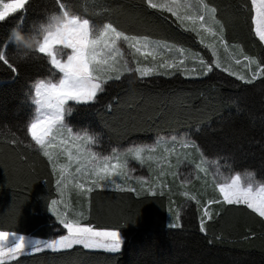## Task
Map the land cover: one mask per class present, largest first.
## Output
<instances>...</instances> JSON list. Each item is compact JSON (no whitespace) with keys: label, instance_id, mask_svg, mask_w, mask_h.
Listing matches in <instances>:
<instances>
[{"label":"trees","instance_id":"16d2710c","mask_svg":"<svg viewBox=\"0 0 264 264\" xmlns=\"http://www.w3.org/2000/svg\"><path fill=\"white\" fill-rule=\"evenodd\" d=\"M68 2L97 25L112 19L133 34L150 35L211 59L195 33L179 27L170 14L165 19L147 9L142 0ZM203 2L227 24L225 43H237L244 54L264 60V45L251 20V0ZM53 5L54 0H30L26 12L0 22V48L7 40L8 54L16 53V45L8 40L13 29L35 35ZM47 62L42 54L30 55L18 75L0 64V229L42 239L64 234L48 209L57 198L50 162L26 133L33 111L32 84L52 77ZM110 104L113 107H107ZM71 106L67 123L78 132L97 134L93 147L101 156L113 149L151 144L161 135L189 133L204 157L219 164L224 174L251 173L264 184V78L246 84L220 69L197 78L175 73L142 82L127 77L111 84L98 103ZM188 151L199 156L192 148ZM164 193L142 199L135 192L98 189L90 205L82 195L76 196L71 204L87 209V222L119 226L125 238L121 252L74 246L58 253L23 254L19 264H264V222L246 206H212L213 213L223 214L214 215L207 232L201 233L192 202L182 208V227L168 226L171 204L181 206L183 200L175 186ZM253 232L255 238L246 239Z\"/></svg>","mask_w":264,"mask_h":264},{"label":"snow or ice","instance_id":"6c2138e0","mask_svg":"<svg viewBox=\"0 0 264 264\" xmlns=\"http://www.w3.org/2000/svg\"><path fill=\"white\" fill-rule=\"evenodd\" d=\"M143 5L159 13L165 19L174 18V23L199 37L201 45L212 49V57L205 61L200 58L201 67L189 68L188 57L184 49L177 51L181 59H166L164 51L173 49L166 41L153 39L150 35L133 34L119 23L107 19L100 25L78 12L68 0H54L53 11L46 22L39 25L35 35L25 34L20 29H13V35L8 38L16 45L17 52L12 56L5 48H0V64L15 75L19 74L20 64L30 55L35 57L43 54L50 62V71L58 75V79H39L35 87V103L39 105L38 115L26 125V133L39 146L43 156L52 164L53 174L59 173L56 179L57 191L63 196L65 188L74 182L75 188L87 199L90 205L91 195L95 190L109 187L124 192H135L142 199L155 198L157 189L164 195V189L171 192L167 183L168 176L179 179L182 188L181 195L194 201L198 211L199 230L207 232V222L212 221L214 215L212 206H246L252 213L257 214L264 222V185L254 186V180H243L240 174L232 175L230 179H217L212 176V186L218 190L221 199H204L200 194L187 190L192 179L200 180L203 173L204 183H208L209 170L205 167L203 151L189 133H183L179 142L183 149L192 148L193 153H199L201 159L185 153L181 158L177 156L176 165L171 164L173 150L165 148L160 155H156V148L148 145H134L123 151L112 150L111 156H101L93 150L97 143V134L85 131L83 134L74 133L65 121V114L71 113L75 105L92 106L99 102L100 97L108 87L127 77H135L139 81L150 80L155 76H171L179 72L186 77L193 74L197 77L207 76L214 69L222 67L217 56V45L227 48L225 43V29L227 24L217 19V10L210 4L204 3L197 7L194 14H185L188 10L180 0H142ZM30 0H0V22H5L16 13H24ZM114 11V10H110ZM251 20L254 25L255 36L264 42V0H251ZM166 14H170V17ZM202 33L213 36L216 43L205 44ZM123 46H126L123 47ZM70 50V51H69ZM152 58L148 63L147 58ZM143 58V59H142ZM241 64L240 59L235 65ZM255 65V70H253ZM244 69L250 75L223 67V72L252 84L257 78H264V60L244 57ZM71 102V103H70ZM111 108L113 105H108ZM171 143H177V137L171 136ZM20 143L19 141H14ZM65 155L68 163L59 164L58 157ZM130 161H136L141 166H147L149 172L155 171L152 180L145 176H137L138 186H133L131 173L135 171ZM215 163V162H214ZM75 164V173L70 172V165ZM193 167L192 176H185L179 171L182 165ZM158 166V167H154ZM176 168V171H171ZM252 176L251 173L248 174ZM63 200L52 199L48 204L49 211L55 216L60 232L51 239H30L15 231L0 229V264H19V257L27 252L41 253L50 250L53 253L74 250V246L83 249H104L109 253H119L125 243L119 226L100 227L87 222L84 212L80 211L71 216L66 210L61 211L59 205ZM67 205H65V209ZM172 211V208H169ZM179 210L175 212L170 228L182 227ZM253 232L251 237L255 238Z\"/></svg>","mask_w":264,"mask_h":264},{"label":"rangeland","instance_id":"374dc122","mask_svg":"<svg viewBox=\"0 0 264 264\" xmlns=\"http://www.w3.org/2000/svg\"><path fill=\"white\" fill-rule=\"evenodd\" d=\"M180 2L185 6V9L188 10L185 14H194L196 12V10H197V7L201 4V1L200 0H180ZM202 35H204V37H205V44H208V43H216L215 38L213 36H211L210 34L202 33ZM159 41H161V40H159ZM167 44L172 47L173 51L172 52H168L167 49H165V51H164V58L169 59V60H172V59L179 60V59H181L182 57H181V55L179 54V52L177 50L178 49H181L183 47H180V46H177V45H172V44H169V43H167ZM226 45H227V48L221 47V46L217 45V56L219 57V59L221 61V64H222V67L219 68V69L223 71V67H229L231 70H235V71H238V72H242L245 75H250L249 73H247V70L244 69V66L243 65H244V57L245 56L251 57V56L244 54L242 52L239 44H237V43H226ZM123 47L126 48V46H123ZM183 49H184V55L188 57V64H187V66L189 68H192V67H197V68L198 67H201V65L199 63L200 58H201V55L198 52H196V51H194L192 49H189V48H187V49L186 48H183ZM207 49L209 50L211 59H214L212 57V49H209V48H207ZM251 58L257 60L255 57H251ZM236 59H240L241 60V64L238 65V66L235 65V60ZM47 61H48L47 63L49 65V67L51 68L50 62H49L48 58H47ZM147 62L148 63H151L152 62V58L150 56L147 58ZM253 70H255V65H253ZM175 73H178V74L182 75L179 72H174V74ZM182 76L185 77V78H190V77H186L184 75H182ZM191 77L197 78V76H195L194 74ZM50 78L51 79H54V80L55 79H58V75L54 71H52V77H50ZM47 79H49V78H47ZM35 83H36V81L32 85V98H31V101H32V104H33V111H32V115H31V118H30L29 123L31 122L32 119L35 118L36 115H38L37 109H38L39 105H37L35 103V87H34ZM73 104L74 103H71V105H73ZM71 113H66L65 114V121H66V123H67V119H69V117L71 116ZM67 125H68V127L72 128L68 123H67ZM73 132L74 133H81V134H83L82 132H78V131H76L74 129H73ZM27 135H28L29 140L32 143H34L31 140L30 134H27ZM181 135H178L177 136V135H174V134H165V135L159 136L158 138H160L162 140H166L165 142H170V144H172V146H177L178 145L180 147L181 145H180V142H179V138H180ZM171 136H176L177 137V143H175L176 145L173 144V143H171V141L169 139ZM94 145H96V144H94ZM148 146L155 147L156 150H157L156 151V155H158L157 153L159 151H161V150H164L166 145L163 142H161V141H155V142L152 141L151 144H148ZM130 147H132V146H130ZM93 150H94V147H93ZM123 150L124 149L117 150V151H123ZM94 151H96V150H94ZM185 153L189 154L190 156H194V158L197 161H199L201 159L200 155L199 156H195L194 154L191 153V151H188V149H183L181 147V149H179L178 153L175 154V155H173L170 158L171 164L172 165H176L177 156H180L182 158L185 155ZM112 154L113 153L111 152L110 154L104 155V156H111ZM58 161H59V164H66V163H68L67 157L65 155H60L58 157ZM214 162L215 161H210L207 158L205 160V165L204 166L207 167V169L209 170V173H210V175L208 176V183L207 184L204 183L203 173H201V177L202 178L200 180H196V179L193 178L192 179V184L190 186H186L187 187V190L191 191L194 194H200L201 196H203V198L205 200L206 199H209V198L214 199L215 194L217 195L216 198L221 199V197L219 196L218 190H214L213 189V186H212V176L213 175L216 176L217 179L223 180V179H230L232 175L240 174L241 177H242V179L245 180V181H247L249 179H253L254 182H255L254 183V186L264 185L263 183L257 181L253 177V175L252 176H249L248 175L249 173H233L231 175L230 174H224L221 171L220 165L217 164L216 162L215 163ZM130 164H131V167L135 169V171L133 173H131V176L133 177L131 183H132L133 186H138L137 185V182L135 180V177H137V176H145V177H147V179L149 181H151L152 178H153V176H154V174H156L155 171H153V172L150 173L147 166H141L136 161H130ZM50 165H51V168H52V164H50ZM154 167H158V166H154ZM75 168H76V165L75 164H71L70 165V172L75 173ZM170 170L171 171H176V168H171ZM179 171L182 172L183 175L190 176L191 177L192 176V173H193V167L190 164L182 165L180 167ZM58 176H59V173L58 172L56 174H54L55 182H56V179L58 178ZM69 181L70 182H69L67 188H65V190L63 192V196H61V193L59 191H57V188H56V192H57V198L56 199L57 200H61V199L63 200V203H61L58 207H59V209L61 211H65L66 210L68 213L71 214V216H75V214L77 212H80V211H83L84 212V215H85L86 210H87L85 207L81 208L80 210H77V208H75V206H72L73 204H71V203H74L75 200H77V199H75L76 196L77 197L81 196V191L79 189L75 188L74 182H71V176L69 177ZM167 183L170 184L171 188H174V186H175V188H179V192H180L179 197H181L182 200H183L181 206L174 205L173 203L171 204V207L170 208H172V211H171L172 214L170 213V211H168V214H169V216L171 217L172 220H169L168 221V226H169L171 223H173L174 216H175V212L177 210H179L180 215H181L183 206L187 205L189 202H192L194 204H195V202L194 201H190V200H188L187 198H185L184 196L181 195L182 191H184L185 188H182L181 187L180 180L179 179H173V177L169 175L168 178H167ZM201 187L203 188V190H200L201 192L199 191L200 192L199 193L197 189H200ZM103 190H115V189L109 187V188L103 189ZM164 191L166 193L168 192L166 189H164ZM157 193H160V190L159 189H157ZM65 205H67V208L66 209H65ZM213 208L214 207H211V210ZM49 212L52 214L51 211H49ZM198 213H199V217H200V211H198ZM53 217L55 219V216L54 215H53ZM26 237H28L30 239H42V238L33 237V236H27V235H26ZM90 250H104V249H90ZM104 251H106V250H104ZM28 253H31V252H27L25 254H28Z\"/></svg>","mask_w":264,"mask_h":264},{"label":"crops","instance_id":"0c3cea01","mask_svg":"<svg viewBox=\"0 0 264 264\" xmlns=\"http://www.w3.org/2000/svg\"><path fill=\"white\" fill-rule=\"evenodd\" d=\"M263 44H264V42H263ZM156 141H161V142H163V143L166 145L165 148H168V149L173 150V154H172V156L178 153L177 150H174V148L172 147V145L170 144V142H165L166 140H162V139H160V138H157ZM162 151H163V150L159 151L157 154H158V155L161 154ZM172 156H171V157H172ZM154 175H155V174H154Z\"/></svg>","mask_w":264,"mask_h":264}]
</instances>
